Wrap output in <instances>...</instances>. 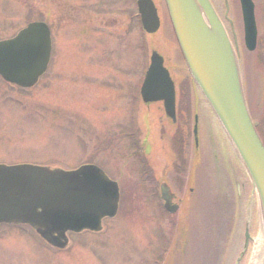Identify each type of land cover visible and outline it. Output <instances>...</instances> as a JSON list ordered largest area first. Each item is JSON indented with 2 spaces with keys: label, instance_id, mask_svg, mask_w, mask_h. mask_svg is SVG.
Here are the masks:
<instances>
[{
  "label": "rangeland",
  "instance_id": "rangeland-1",
  "mask_svg": "<svg viewBox=\"0 0 264 264\" xmlns=\"http://www.w3.org/2000/svg\"><path fill=\"white\" fill-rule=\"evenodd\" d=\"M254 2L257 38L262 45L258 43L248 51L242 41L236 1L230 0L236 6L231 18L241 77L247 87L244 95L250 115L261 129L264 0ZM158 10L159 29L143 34L135 16V0H0V38L11 36L28 21L42 20L49 26L52 41L48 68L32 87L20 89L0 78V163L68 169L92 162L121 188L117 216L105 221L100 232L68 235L64 250L47 246L24 226L0 224V264H155L161 259L163 243L168 239L175 242L182 228L184 239L169 264H233L237 258L242 230L237 228L228 242L229 233L222 243L223 216L229 204L221 195L233 192V182L242 180L243 175L234 152L220 132L217 134L210 109L189 82L190 98L186 97V102L188 106L190 101L192 125L196 119L200 150L206 149L207 175L212 178L204 192L205 205H199L193 195L196 185L191 175L195 159L191 126L180 139L183 149L176 152L173 166L171 148H178L173 138L174 133L177 135L175 122L164 117L160 102L143 104L138 98L151 50L164 57L163 65L174 81L179 83L186 72L170 36L165 9ZM132 119L137 142L129 148L122 132L132 129ZM210 133L211 143L207 137ZM139 148L149 173L143 180L140 162L129 154L134 150L138 153ZM230 169L232 179L228 177ZM165 179L175 199L187 200V206L172 215L163 211L155 194L158 183ZM247 189L248 185L242 191L244 196L239 193L245 206L238 209L237 216L244 212L249 217L252 240L239 264H251L254 245L264 243L257 202L252 199L247 206L245 203ZM210 193H219L218 200H213ZM232 226L233 219L227 232ZM170 246L167 244V248Z\"/></svg>",
  "mask_w": 264,
  "mask_h": 264
},
{
  "label": "water",
  "instance_id": "water-1",
  "mask_svg": "<svg viewBox=\"0 0 264 264\" xmlns=\"http://www.w3.org/2000/svg\"><path fill=\"white\" fill-rule=\"evenodd\" d=\"M164 3L188 73L222 125L255 192L264 233V146L244 100L236 44L232 46L209 0H164ZM136 5L143 30L156 31L159 21L152 0H137ZM240 6L244 45L252 50L256 38L253 4L251 0H240ZM50 46L47 25L29 22L13 37L0 40V76L22 87L33 85L46 69ZM140 97L144 103L161 101L167 117L174 120L173 83L162 58L154 51L149 56ZM160 196L165 208L174 212L176 205L170 203L164 187L160 188ZM117 203L116 182L96 165L63 170L0 164V222L29 224L54 246H65L67 230H99L101 218L113 216ZM249 240L246 224L242 249L234 264H238Z\"/></svg>",
  "mask_w": 264,
  "mask_h": 264
},
{
  "label": "bare ground",
  "instance_id": "bare-ground-1",
  "mask_svg": "<svg viewBox=\"0 0 264 264\" xmlns=\"http://www.w3.org/2000/svg\"><path fill=\"white\" fill-rule=\"evenodd\" d=\"M157 17H158V21L160 23V17H159L158 10H157ZM169 23L171 25V20H169ZM167 26H168V29H169V32H170V36L172 37L174 35V32L172 31L173 29L171 28L172 25L171 26L167 25ZM156 31L152 32V34L155 33ZM230 31H231V37L233 39L234 38L235 31L232 29L231 24H230ZM228 39L230 40L229 37H228ZM176 47L178 48V51H179L180 55L182 56V52H180V50H181L180 49V46L177 44ZM153 51L156 52L157 55L160 56L162 58V61H163L164 57L157 50H153ZM182 58H183V56H182ZM186 69H187V67H186ZM238 69H239V73H240L241 70H242V68H240L238 66ZM168 75H169V72H168ZM169 77L171 78L170 75H169ZM240 84H241L242 90L243 91H246L247 90V87L245 85L244 79L240 78ZM255 85H257V82L255 83ZM205 103H206V101H205ZM206 105L208 106L207 103H206ZM208 108L210 109L209 106H208ZM162 111H163L164 117L169 119L168 122H170V123L176 122V120H175V114H174V120H171L165 114L164 109H162ZM210 111H211V114H212V120L216 121V123H217V129H216V130H218V131H216L217 134H219L218 132H220L219 135L222 136V138L227 142L228 147L230 146V148L233 151V148H232V146H231V144H230L227 136L225 135V133L223 131L222 125H220L218 123L217 118H216V116H214V113L212 112L211 109H210ZM250 119H251V121H252V123L254 125V128H255V130H256L259 138H260V141H261L262 145L264 146V140L262 139V136L260 135V133L257 131L258 128L256 127V125L254 123V120L252 119L251 116H250ZM166 133H167V130H166ZM197 133H198L197 130L193 132V141H192L193 142V147H192L193 149H192V151L195 154V159L192 162V165L193 166L191 167V175H192V179L195 181V185H196L194 187V193H193V195H194V198L197 199V202H198L199 205L200 204L205 205V203H202L203 202V198L205 196L204 195V192H207V187L209 186L210 179H212V178L207 175L206 167L209 164H208V160L206 159V156L204 155V153L206 152V149L203 150V151L200 150L199 139L197 138V136H198ZM211 136H212V134H209L210 140H211ZM141 152H142V148H141ZM202 156H203V159H202ZM211 170L213 171V166H212ZM241 174L243 175V177L241 176ZM241 174H240V176L242 177V181L241 182H233L234 183V185H232L233 186V192H231V191L227 192L226 193V196H225V193H223L221 195L224 198L226 197V200L228 201V204H229L228 205V208H227V213L223 216L224 223H225V230L223 232L224 234H223V237H222V243H223V241H226V239H227L226 236H228V234L230 232H232L235 229V227H236V225H234V221H235L236 216H237V213L239 211L238 209L241 207V201L240 200L244 201V199H243L242 196H244L243 193H244L245 188H246L247 185H248V189H247V194H246L247 195L246 196L247 200L245 202L246 203V206L248 205V203H252V199H254L257 202V197L255 195V192L254 191L252 192V188H251L250 181H249V179H248V177H247V175H246V173H245V171H244L243 168L241 169ZM225 183L226 184H231V183H228V180H226ZM158 187L159 188L164 187L167 190L168 194L170 195V203L176 205V212H178L179 210L181 211V209L183 210L184 206H187V204H186L187 200L184 202V199H182V198H178V199L173 198V197H175V195L170 192V190H169V182H168L167 179L161 180L158 183ZM228 188H230L229 185H228ZM189 189H191V188H189ZM249 189H250V192H249ZM242 191H243V193H242ZM240 192L242 193L241 194L242 196L239 194ZM210 195H211V198L213 200L217 201L218 200V195H220V194L218 193L217 195H214V193H210ZM233 195L235 196L234 198H233ZM238 195H240V196H238ZM181 200H183V207L182 206L180 207ZM232 219H233V226L231 227V229L229 230V232H227V230H228V223H231L232 224ZM248 219H249V217L247 216V221H248ZM247 221L245 222V225L247 224ZM261 226H262V224H261ZM176 228H178L177 223H176ZM262 231H263V228H262ZM186 233H187V228H186ZM188 234H189V232H188ZM175 235H176V231L174 232V235H173L174 238H175ZM263 236H264V233H263ZM232 238H233V236H232ZM183 239H184V230L182 228L181 235L176 238V241L175 242H171V244H170L171 246H170V248L168 250L169 251L168 257L167 256L165 257V260H164L163 264H166V263L169 264V260H170V258L172 256V254L175 252L177 246L183 241ZM185 239H186V236H185ZM242 239L244 240V233H243V238ZM221 248H222V246H221ZM222 253H223V248L221 249V254ZM221 254H219V255H221ZM263 256H264V243L262 244L261 241H258L254 245V248L252 250V261H251V264H261L262 257Z\"/></svg>",
  "mask_w": 264,
  "mask_h": 264
},
{
  "label": "flooded vegetation",
  "instance_id": "flooded-vegetation-1",
  "mask_svg": "<svg viewBox=\"0 0 264 264\" xmlns=\"http://www.w3.org/2000/svg\"><path fill=\"white\" fill-rule=\"evenodd\" d=\"M209 1L212 4V7L214 8V10H215L216 14L218 15L219 19L221 20V22H222V24H223V26H224V28L226 30V33H227L228 37L230 38V40H232L231 31H230V24L233 26V21H232V18H231V14H232L233 9H235V11H236V6H237V10H238V13L237 12L236 13L239 14L240 22H241L240 7H239L238 0H235L236 1V6L234 4V7L230 3V0H209ZM252 1L254 2V0H252ZM158 2L160 4L159 7H163L162 0H158ZM237 20H238V15H237ZM263 112H264V109H263ZM260 128H261V132H262V134L260 133V135L262 136V139L264 140V125L262 127H260ZM65 247H67V244H66ZM65 247H63L62 249H64ZM55 249H58V248H55ZM62 249H58V250H62Z\"/></svg>",
  "mask_w": 264,
  "mask_h": 264
}]
</instances>
